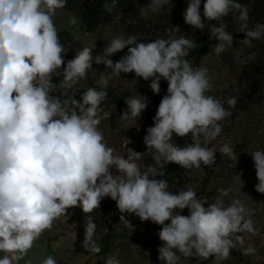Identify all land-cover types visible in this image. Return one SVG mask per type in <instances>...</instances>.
Returning a JSON list of instances; mask_svg holds the SVG:
<instances>
[{
    "label": "clouds",
    "instance_id": "clouds-1",
    "mask_svg": "<svg viewBox=\"0 0 264 264\" xmlns=\"http://www.w3.org/2000/svg\"><path fill=\"white\" fill-rule=\"evenodd\" d=\"M169 2L151 0L142 14ZM65 4L66 0H0V264H19L34 241L69 207L79 205L90 213L104 197L114 200L121 213L161 226L158 259L163 264H177L181 257L213 256L219 264L232 249L254 254L255 248L245 247L242 235H258L251 218L254 212L238 199L226 205L223 197L228 196V190H220L215 202L209 203L207 198L197 199L192 188L173 193L166 180L150 178L163 176L160 169L168 163L185 169L213 165L216 150L202 146L201 137L211 143L222 132L218 122L231 115L219 100L206 95L212 88L208 70L193 68L185 58L195 42L180 37L145 43L134 36H117L104 50L111 57L127 48L119 61L105 62L111 75L134 72L145 81L152 78L149 86L156 94L161 79L168 83L154 124L144 137L147 154L155 164L141 171L134 160L144 154L130 149L127 158L114 155L98 130L97 109L106 92L89 88L82 102L71 100L72 108L68 100L50 94L55 87L53 75L62 74L61 86L67 87L85 77L93 65L92 48L85 47L60 71L65 63L64 48L52 17ZM105 7L111 11L110 6ZM200 9L201 0H189L184 10V21L192 28L203 30L204 20H220L236 9L239 32L245 35L242 42L251 46L253 40L264 39V24L249 28L248 10L235 0H206L202 15ZM70 23H77L74 16ZM210 33L219 40L213 48L217 55L233 45L234 38L224 26H213ZM109 78L101 75L102 86L107 87ZM126 103L122 118L129 112L140 117L147 107L145 98ZM227 103L234 107L236 99L229 98ZM174 134L181 138L190 135L191 143L184 147L173 144ZM219 152L238 161L230 144H224ZM251 156L259 181L256 190L264 193V150ZM113 167L119 174L113 175ZM185 208L189 215L177 211ZM120 220L129 224L123 215ZM95 227L89 217V238ZM87 242L86 238V247ZM42 264L57 262L48 256ZM106 264L119 261L110 258Z\"/></svg>",
    "mask_w": 264,
    "mask_h": 264
},
{
    "label": "rangeland",
    "instance_id": "rangeland-1",
    "mask_svg": "<svg viewBox=\"0 0 264 264\" xmlns=\"http://www.w3.org/2000/svg\"><path fill=\"white\" fill-rule=\"evenodd\" d=\"M201 0V15L203 4ZM248 10V27L255 28L257 24H264V0H235ZM151 0H77L74 5L57 9L52 17L58 31L60 43L63 45L64 65L74 59L76 53L85 47L92 48V67L85 77L77 79L67 87H62L63 75H53L52 83L55 85L50 94L61 101L68 100V107L72 108L71 100L82 102V95L89 88L107 93L97 109L96 118L99 119L98 130L103 134L104 142L114 149V155L125 158L131 156V150L144 154L140 159L134 160L146 171L148 165H153L151 155L147 154L144 137L147 129L154 124L158 105L167 94L168 83L160 80V92L153 93L150 88L151 79L145 81L137 77L134 72L111 75L112 69L105 65L108 59L113 63L127 54V48L115 53L111 57L104 53L109 42L119 36L127 39L134 36L138 42H150L156 39H178L185 37L195 42V47L189 49L185 57L193 68H206L212 88L206 95H211L219 100L224 108L231 113L222 121V132L211 143L201 137V145L214 148L215 163L213 165L201 164L200 168L185 169L175 163H168L163 176L150 177L168 182V190L178 193L181 190L192 188L196 198L208 199L214 203L220 195V190H228V196L223 197L226 205L234 200H240L248 209L254 212L252 219L255 228L264 225V193L256 190L259 183L251 153L264 150V39L253 40L251 46L245 45L244 33L239 32L241 21L239 10L232 9L220 20H204L205 29H195L184 21L183 13L189 0H170V2L156 11L148 10L143 15V7H147ZM111 7V11L105 7ZM104 6V7H103ZM96 7H101L105 13L98 19V25L92 30L87 29L83 19V12L91 14ZM102 11V12H103ZM77 23L71 24V17ZM224 26L225 30L233 36V45L227 46L226 51L217 55L214 46L219 40L210 33L211 28ZM204 54L197 67L191 59V53L200 51ZM110 77L107 87L100 82L101 75ZM235 98L234 107L228 105L229 98ZM132 98H145L147 107L140 117L122 118L128 106L126 101ZM77 111H79L77 109ZM173 144L184 147L191 143L190 135L172 137ZM224 144H230L237 160H232L228 155L220 153L219 149ZM158 167V166H157ZM113 175L119 174L115 167L111 169ZM207 207V204H205ZM70 208V207H69ZM69 208L66 210L69 211ZM72 208V207H71ZM181 215H189L187 208L177 210ZM129 222L120 220L121 216ZM91 222L95 229L88 237L87 227ZM65 223L70 225L66 220ZM168 223V222H166ZM60 234L71 236L69 247L64 258L58 264H106L110 258H115L119 264H163L158 257V248L162 246L158 233L161 229L151 221H141L139 217L130 213H121L114 200L104 197L100 206L87 213L83 221L70 226L60 227ZM75 231V236L72 232ZM245 241V247L251 245L255 253L244 255L243 250L232 249L230 256L219 264H264V246L254 235ZM87 238V247L85 240ZM102 244L103 250L109 253L100 255L96 249ZM33 258V257H31ZM177 264H217L216 258L204 259L201 257L184 258Z\"/></svg>",
    "mask_w": 264,
    "mask_h": 264
},
{
    "label": "crops",
    "instance_id": "crops-1",
    "mask_svg": "<svg viewBox=\"0 0 264 264\" xmlns=\"http://www.w3.org/2000/svg\"><path fill=\"white\" fill-rule=\"evenodd\" d=\"M77 206H73L72 208L70 207L67 213L65 212L59 218L54 220L52 227L48 230H45L39 236V238L34 241L32 248L29 249L28 252L23 256V259L19 261V264H42V261L48 256L54 257L58 264L59 260L64 258L63 255L65 254V251L71 247V245L73 246L71 243L70 233L68 236L62 235L63 233L60 234L63 232L60 227L66 228V226H70L71 229L75 227L76 223H79L69 222V218ZM66 220L68 223H70V225L65 223ZM72 235L75 236V231L72 232ZM254 237L257 238L256 236ZM252 238L248 236L245 238V241ZM0 255H2V253H0Z\"/></svg>",
    "mask_w": 264,
    "mask_h": 264
},
{
    "label": "trees",
    "instance_id": "trees-1",
    "mask_svg": "<svg viewBox=\"0 0 264 264\" xmlns=\"http://www.w3.org/2000/svg\"><path fill=\"white\" fill-rule=\"evenodd\" d=\"M77 0H66V4L64 7L70 6V5H74V3H76ZM71 7V6H70ZM104 7V6H103ZM101 7H96L95 10L91 13V14H86L85 16V12H83L82 16L84 21L87 24V29L92 30L93 28H95L98 25V19H101V15H103L105 12L103 10L100 9ZM103 11V12H102ZM204 54V51L202 49V47L200 48V51L197 52H192L191 53V59L193 61V63L195 64V67H197L199 61L202 58V55ZM87 215V213H85L82 208L78 205L76 207V209L73 211L72 215L69 218V222H81L83 221V219L85 218V216ZM99 253L100 254H107L109 253V250H103L102 249V244L100 243V248H99Z\"/></svg>",
    "mask_w": 264,
    "mask_h": 264
},
{
    "label": "built area",
    "instance_id": "built-area-1",
    "mask_svg": "<svg viewBox=\"0 0 264 264\" xmlns=\"http://www.w3.org/2000/svg\"><path fill=\"white\" fill-rule=\"evenodd\" d=\"M114 203H115V205H116V202H115V201H114ZM116 207H117V206H116ZM257 230H258V235H254V236H256V237L259 239L260 244H261L262 246H264V225L258 227ZM242 235H244L245 238H247L248 236H251L252 234L244 233V234H242Z\"/></svg>",
    "mask_w": 264,
    "mask_h": 264
}]
</instances>
